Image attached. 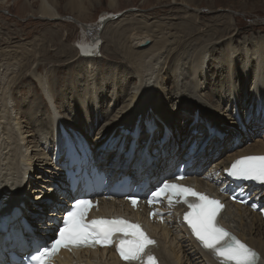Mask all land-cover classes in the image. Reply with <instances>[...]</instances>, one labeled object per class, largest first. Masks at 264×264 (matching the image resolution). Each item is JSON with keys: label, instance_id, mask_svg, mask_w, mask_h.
<instances>
[{"label": "bare ground", "instance_id": "obj_1", "mask_svg": "<svg viewBox=\"0 0 264 264\" xmlns=\"http://www.w3.org/2000/svg\"><path fill=\"white\" fill-rule=\"evenodd\" d=\"M1 1L2 3L6 2L5 0ZM40 1L41 3L38 12L41 15L39 17L45 18L47 20H56L55 18H58V15L60 14L56 1ZM115 1L116 0H109L111 5H114L116 3ZM180 2L183 8L195 6L193 8L195 10L193 13L196 16L199 15L198 13L200 6L198 4L193 5L192 0H181ZM68 6L72 11L74 10L82 12V10L85 11L86 9L82 3V0H69ZM109 17L110 16L104 17L102 20H100L99 24L97 23L98 25H96V27H98V31L101 30L103 27L102 24L107 21ZM221 17L223 18L214 22V24H207L203 26H196V23L189 18L177 25H171L169 23H158L152 27H149V25V28L146 27V30H143L141 27H134L133 25L127 35L119 34L117 36L118 45L116 49L118 48L119 52H123V60H125L123 62L129 64L132 68L131 73L129 74L131 77L128 76L129 79H127L130 82H127V84L122 83V88H124V85L125 88L131 85V78H135L137 82L129 89V91L134 89L133 96L129 97V101L126 102L120 108V110L117 109V106L125 98L121 97L123 96L122 90L118 92L119 94L117 93V95L114 96L115 91L112 88L113 92L110 93L112 96L111 100H113V98L115 100L113 112L118 110L116 112L117 116L114 115L108 125L105 123L104 126L101 127L102 130H100L96 136H93L95 124L99 123L100 121L102 122L105 116V111L102 109V107H104L102 105L104 104V101L102 104L100 103L99 108L94 107V110L91 112H89L87 108L94 102L99 103L103 100L104 97H99V94L98 97L101 99L100 101L95 95L91 97L93 99L92 102L87 101L86 106L80 105L81 108H78L77 112H72V117L70 116L72 120L64 119V115L67 113L64 112V114V109L61 107L58 109V107L55 105L53 113L47 119L46 124L41 128L33 129L34 132L29 134V137L32 135L39 136L43 134V127L47 128L49 129L47 130L49 135L44 139V141L42 137H40V140L38 141H33V139H27V137L24 138L23 136H19L22 135V123L29 121L26 120L27 118H25V121L24 118L19 115L21 110H16V107H14L16 105L12 98L11 92L18 86L22 78H26V76H23L22 78L20 76L19 78L21 79L17 77L18 68L21 69V75L24 73L23 68L27 66L31 68L33 61L35 62L37 60L36 58L38 50L35 47L36 45H32L34 46V49H32L30 45H23L21 43L19 46L13 47L11 49H8L10 48L9 46L8 48L0 47V167L5 169L4 172H1L0 174V193L8 195L21 190L18 186V182L20 183V175L23 176L25 174L20 166V162H22V160L29 161L31 158L35 159L36 157H39L40 159H43V163H40L41 166L38 168L51 166V164L54 163L57 165L58 171L63 170L61 164L66 161V155L57 153L53 159L46 158L48 157L46 148L50 142V137L54 135L55 130L59 127V125H64L66 131L69 128V134L78 132L75 139L80 144H84L85 140H90L91 142L97 144L99 148L105 149L108 147L107 149H111V147H109L112 146L111 141L105 142V140L109 138V134L112 136L114 135V132L112 133V129L115 130L122 127L121 130H116V134L121 136L120 141L124 139L127 141V143H129L128 139H130L131 136L130 134L125 133L126 130L124 128L128 124H136L138 126L142 119H146L149 122L152 121L151 124H156L158 126L156 129L157 132H155L153 137H151V134L143 136L139 135V140L144 138L145 141L149 140L150 146H154L151 144V141L156 140L158 130L161 131L163 129V125H167L170 131L173 128L175 130V126L176 128L178 127L177 123L174 121L173 114L167 112V109L165 108V103L167 102L162 100L166 99L165 97H167L169 92L175 94L177 99L176 102L183 103L186 101L184 103V107L178 108L188 109L186 111L184 109L182 112L184 117L189 116L187 121L185 120L186 124L184 126V135H188L187 139L189 138V135H192L191 141L196 140L199 144V142H201V136L199 133L205 134L203 137L206 139L208 133H211L217 126L216 122L219 120L214 116V113L220 115V112L219 108L216 109L215 106H220V102L222 101L221 99H215V95L205 96L207 98V101H205V97H203L204 94H201V91H203V87L201 85V76L202 79L206 81L207 75L209 73L207 70V62H205L206 56L208 55V51L211 52L212 50L215 52L217 50V45L225 41L227 42L226 47L228 53L230 50L232 51L230 56H233L234 58L235 54H237V51L234 47V40L238 33L235 32L236 29L234 28V22L228 13H225ZM90 28L91 27H87L88 32L92 30ZM138 28L141 29L139 30ZM93 29H96L95 26ZM256 43H260L259 45H261V47H256V49L251 53V57L254 53L252 58L248 57L252 60V62L256 61V65L252 67V70L254 69L253 72L255 74H253L257 78V81H255L253 85L257 92L256 95H254L256 98L255 104L257 103V110L253 101L252 110L249 108L248 114L249 116L253 115V113L258 114L255 120L249 122L250 125L247 127V129H250V133H248L250 135H253L255 132H259L260 128H264V39H258V42ZM90 45H93L95 48L97 44L94 42V44L89 43V46ZM197 58H200V60L197 61ZM248 58L247 62L249 63L250 60ZM88 66L89 64H87L85 67L87 68ZM38 67L39 66H37V68ZM166 68L168 70V74H166V76L169 75L167 78L170 79V85L168 88H164V85H162L163 81H166V79L163 78L162 71ZM90 72V69L88 72L85 71V75L87 73L91 74ZM202 73L205 74L204 77ZM81 77L84 76L80 75L79 78ZM94 80L96 79L94 78ZM38 81L41 87H46V82L43 80V78L38 77ZM244 81H247V76L245 77ZM167 83L168 82L166 81V84ZM86 90L87 88L85 89V92ZM208 93L212 94L211 92ZM252 97L253 93H248L246 101L248 98L252 99ZM155 100H157L159 103L158 106L155 105ZM168 101L171 103L173 100L171 101V99H168ZM143 102L145 103L142 106H139ZM208 103H211L213 106H208ZM251 104L248 103L249 106ZM232 105L234 106V103ZM238 105L240 106L239 103ZM144 106H149L154 110L149 108L148 110H144L141 113ZM176 107L177 106L174 108ZM104 109L109 111V107ZM112 109L110 107L111 112ZM155 109L159 110V112H156ZM134 111V115L129 117V115H132ZM227 111H230V109ZM192 113L194 115L198 114L197 116L199 117H208L207 115L211 116L210 118L208 117V122L206 123L203 122L204 120L201 118H198V121L191 123L194 119ZM143 114H147V117L144 118ZM230 115L232 120L238 124L242 123L244 115L239 114L236 109V105L234 106L233 113ZM55 117H59V119ZM247 118L248 117L246 116V119ZM128 119L131 120L129 121ZM223 121L225 120H222V123ZM162 122H165V124ZM235 122H229V125H236ZM194 128L198 129L197 134L193 133L192 130ZM236 133L241 132L236 131ZM80 134H82L84 138L81 137ZM252 135L251 138L252 140L256 141L255 143L247 144V140H241L240 138V140L237 139L236 144L231 146L224 147L222 146L223 142L220 146L219 142H216L215 144L218 148L212 147L207 149L204 147V149L198 153V157H201L200 161L202 166L199 174L200 176L188 177L183 182H181V184L192 187L196 191L205 193L209 197L221 201V203L224 205V208L219 216L220 223L230 231L237 234L244 242L256 248V250L261 253L259 264H264V217L259 212L252 209L250 205H243L231 199V195L237 192L238 189L242 188L245 190V192L251 194L253 203H256L259 208H264V183L253 181L251 184H244L243 186L239 187L227 171L231 164H233V162L239 158L246 156H264V140L259 138L254 139ZM59 140L60 143L63 144V141L61 139ZM33 142L35 144H33ZM40 142H42L43 145L40 146ZM24 143H26V146ZM104 143L107 144L105 148L102 147ZM244 144L247 145L244 146ZM27 148L32 149L31 154L26 151ZM154 148L158 149V152L154 154L155 160L152 164L140 162L142 172L155 173L159 168L162 167L161 164L164 161V154L172 155V159H174L176 156L179 158L181 157L180 152L182 151V148H178V146L175 145L170 146L169 142L167 141L162 147L157 144L154 146ZM102 149H98L96 153L97 159L101 164L106 165L109 170H114L118 165H122V157L119 156L115 167L108 166V163H105L104 160L110 154L114 155L115 151L112 148V150L109 151V154H104L105 152H103ZM80 150L83 152V156L85 158L91 157V154H89L88 151L84 150L82 147H80ZM140 152H143V150ZM215 154L217 155L216 160H214V157L216 156ZM33 165L36 166V164ZM31 171L34 172L35 170ZM27 172L28 171H26V175ZM37 176L41 177L40 174ZM57 176L61 175H56V178ZM91 176L95 177V174H91ZM64 178L65 177H63L59 184L55 181L57 190L56 195H58V198H53L50 201L62 202L61 193L59 190L63 188L62 182L65 181ZM49 179H51L50 176H44L40 183L37 182L38 186L34 187V182H26L29 184L28 197L29 201H32L30 204H32L33 208L36 209H29V212L34 210L33 213H28V215L24 216L19 213L21 209L16 210L11 214H6L2 219H0V246L18 243V237L20 236L22 241L30 238L29 235L34 230L35 222H38L37 217L39 214L45 213L44 209L46 208L43 201H40L41 203L36 205L34 199L38 197L42 189L46 188L47 182L50 181ZM34 180L36 181V179ZM23 182H25V179ZM136 183H139V181H136ZM226 189L228 191L225 193ZM77 191V187L74 189L71 188L67 191L66 196L71 199ZM15 194L17 197V193ZM42 194L43 191L41 192V198L43 197ZM95 200L96 201L93 204L94 206L89 210V219L120 217L129 221L130 223L141 225L142 230L149 236V238L156 242L155 245L150 246L148 250L155 257L158 264L183 263L182 261L184 260L181 261V255H179L181 252V247L184 248L183 257L185 258L186 262H189L190 264H220L216 257H214L209 251L205 250L200 245L199 241L192 233L190 227L184 221V214L188 212V207L186 204L176 203L169 207L167 198H164L160 203L153 205H149L146 201H140L135 206L124 198L106 199L100 196L95 198ZM23 205L24 206L22 208L26 209V203H23ZM51 207L52 206L49 207L48 213L50 215L53 214L50 212ZM0 208H5V205H2ZM3 210L5 211V209ZM152 210L153 213L155 212L157 215L153 216L151 213ZM17 215L19 216L17 217ZM14 216H16L18 221L17 225L11 226L10 228L8 227L6 230L7 232L2 231V228L5 227V224H9L10 220H13ZM25 219L29 220L30 222L25 221ZM19 253L20 261L18 264H24L25 257L31 255L29 250H23ZM4 264H12L10 257H6ZM52 264H129V262L121 258L119 252L117 251L116 244H114L111 248L104 247L98 248L97 250L91 247L76 252L61 250Z\"/></svg>", "mask_w": 264, "mask_h": 264}, {"label": "rangeland", "instance_id": "obj_2", "mask_svg": "<svg viewBox=\"0 0 264 264\" xmlns=\"http://www.w3.org/2000/svg\"><path fill=\"white\" fill-rule=\"evenodd\" d=\"M5 1L6 2L2 3L0 0V47L8 48L9 46L10 48L8 49H11L19 46L21 43L23 45H30L32 49H34V46L32 45H36L35 47L38 50L37 60L35 59L36 61H33L31 68L28 66L23 68L24 73L22 75L21 69L18 68L17 77L19 78L21 76L22 78L23 76H26V78H22L20 83L18 82V86L11 92L16 105L14 107H16V110H21L19 115L22 116L24 120L27 118L26 120L29 121L22 123V135L19 136L33 139V141L40 140V137L44 138L43 130H49L44 127L42 129V135H32L29 137V134L34 132L33 129L41 128L46 124L47 119L53 113L55 105L58 109L61 107L65 110H63V113L65 112L67 114L64 113V119L68 120L71 119L73 113L77 112L78 108H81L80 105L86 106L87 101L92 102L93 99L91 97L95 95L99 101L101 100L99 97L104 98L99 103L94 102L91 104L87 110L91 112L94 110V107L99 108L100 103L102 104L104 101V104H102L104 107H102V109L105 111L103 121L95 124V132L93 131V136H96L97 133L102 130L101 127L104 126L105 123L108 125L113 116H117L116 112L129 101V97L133 96L134 89L131 91H129V89L137 82L135 78H131V85L127 88H125L124 85V88H122V83L127 84V82H130L127 79L131 77L129 74L131 73L132 68L129 64L123 62L125 61L123 60V52H119L118 48L116 49L118 45L117 36L119 34L127 35L133 25L134 27H141L143 30H146L158 23L177 25L186 21L188 18L193 20L196 23V26L214 24V22L223 18L221 17L222 15L228 13L234 22V28L236 29L235 32L238 33L234 40V47L237 54H235L234 58L233 56H230L232 51L230 50L228 53L226 47L227 42L225 41L217 45V50L215 52L212 50L211 52L208 51V55L206 56L205 62H207V70L209 73L206 81H204L201 76V85L203 87L201 94H204L203 97L207 95H215V99H221L222 101L220 102V106H215L216 109L219 108L220 112V115L214 113V116L219 120L216 122L217 126L211 133H208L206 139L209 138V140L203 142V145L207 149L212 147L218 148L215 143L219 142V145L221 146L223 142L222 146L227 147L236 144L237 139L240 140V138L241 140H247V144L256 142L255 140H252V134H248L250 133V129H247L250 125L249 122L255 120L258 115L253 113V115L249 116L248 114V109L251 108L252 110L253 101L255 104L256 98L254 95L257 93L253 86L254 82L257 81V78L254 76V69L252 70V67L256 65V61L252 62L249 58L254 56V53L252 54V57L250 55L256 47H261V45H259L260 43H256L258 42V39H264V0H192L193 5L198 4L200 6L199 15L197 16L193 13L195 11L193 9L195 6L183 8L182 4H180L181 0H116L114 5H111L109 0H82L83 5L86 7L85 11L82 10V12L70 10L68 6L69 0H55L60 14L54 21L39 17L41 15L38 12L41 3L40 0ZM108 16L110 17L102 24L103 27L101 30L98 31L96 25L99 24L102 18ZM86 26L91 27L90 29L92 30L88 32ZM94 26L97 30L93 29ZM141 28L138 29L140 30ZM92 41L97 44L95 48L93 45L89 46V43L94 44ZM247 58L250 60L249 63L247 62ZM198 60H200V58H197V61ZM87 64H89V66L86 68L85 66ZM37 66L39 67L37 68ZM89 69L91 70V74L87 73L85 75V71L88 72ZM166 74H168L167 68L162 71L163 78L168 82L166 84V81H163L162 85H164V88H168L170 85V79L167 78L169 75L166 76ZM80 75L84 77L79 78ZM202 75L204 77L205 74L202 73ZM246 76L247 81H244ZM38 77L43 78L46 82H44L46 87H41ZM94 78L96 80H94ZM86 88L87 90L85 92ZM112 88L115 91L114 96L122 90L123 96L121 97L125 98L117 106L118 110L114 112L115 100L114 98L111 100L112 96L110 94L113 92ZM208 92H211L212 94H209ZM248 93H253V97L252 99L248 98L246 101ZM161 96L163 97L162 94ZM165 98L166 99H162L167 102L165 103V108L167 109V112L173 114L174 121L178 125L177 128L175 126V130L174 128L171 130V135L167 142H169L170 146L175 145L178 146V148L183 149L184 143H188L189 139L191 140L192 138V135H189L188 139V135H184L185 120L187 121L189 116L184 117L182 112L184 109L185 111L188 109L178 108L184 107L186 101L183 103L176 102L177 99L175 94L170 92ZM168 99L173 101L170 103ZM205 101H207L206 97ZM145 102L141 103L139 106H142ZM233 103L234 106L236 105L239 114L244 115L242 123L240 124L231 119L230 114L233 113L234 109V106L232 105ZM248 103H252L250 105L251 107ZM158 104L157 100H155V105L158 106ZM207 105L213 106L211 103H208ZM255 105L257 110V103ZM175 106L177 107L174 108ZM106 107H109V111L104 109ZM110 107L111 109L113 108V113L111 112ZM149 108L151 107L144 106L141 113ZM229 109L230 111H227ZM135 111L132 115H129V117L133 116ZM155 111L159 112L157 109H155ZM192 116L194 117L195 115L192 113ZM207 116L210 118L211 115ZM246 116L248 117L247 119ZM143 117L146 118L147 114H143ZM208 117L198 116V118L203 119V122L205 123L208 122ZM222 120L225 121L222 123ZM148 122V120L142 119L138 126L136 124H128L129 126L127 125L124 129L130 131L135 127L136 130L138 128V130L141 131V136L147 135L149 134L146 132V124ZM229 122H235L237 126L229 125ZM121 128L115 130L112 129V133L114 132L112 138L114 140H111V144L115 141L117 135L116 132L121 130ZM164 128L165 125H163L161 131L158 130V133H163ZM68 129L66 131L67 133H69ZM236 131L241 133H236ZM155 132H157V130ZM155 132L153 135L151 134V137L154 136ZM167 133L168 132H166V134ZM45 134H49V132L46 131ZM263 134L264 128H260L259 132L253 133L252 137L254 139L259 138L264 140ZM80 135L84 138L82 134ZM203 135L205 134H200L201 142L203 139L204 141L206 140ZM117 136L118 139H121L120 135ZM155 141H151V144L154 145ZM25 144L26 143H24V145ZM33 144L35 143L33 142ZM247 144H244V146ZM41 145H43L42 142H40V146ZM107 148L108 147L105 149H99H102L103 152H105L104 154H109V151L112 149ZM26 151L31 154L32 149L27 148ZM214 158V160H216L217 155ZM32 161L35 163L37 162V164L41 163L38 157L35 159L33 158ZM20 164L22 171L25 174L23 176L20 175V183L18 182V186L20 189L22 187L24 190L27 189L26 195L21 198L20 193H17V197L15 196L16 192L8 195L0 193V207L5 205V208H0V219L6 214H11L16 210H22V207L24 206L23 203H26V209L21 211L23 216L28 215V213H33L34 210L29 212V209H36L30 204L32 201H29L28 197L29 184L26 182H34L33 187L38 186V183L42 180H37L41 179L42 174L37 172L30 178L31 174L34 173L31 171L34 167L29 166L28 161L25 160H22ZM26 166H28L27 175L25 172ZM39 166L41 165H38L37 167ZM49 167H51L52 170L46 172L45 176H50L51 179L47 182V186L43 189L44 191L42 194V201L45 203L46 207L44 209L45 214L49 213V204L47 201H50L53 198H58V195H56L57 190L55 181L59 184L64 177L63 170L58 171L57 165L52 163ZM4 170L3 167H0V174L1 172H4ZM39 174L41 177L37 176ZM58 174L61 176H57L56 178V175ZM24 179L25 182H23ZM34 179H36V181ZM17 203H20L19 207H14ZM3 209H5V211ZM25 221L29 220L25 219ZM36 224L37 222H35V225ZM183 249L184 248L181 247V252L179 253V255H181V261L184 260L181 264H190L189 262H186L183 257Z\"/></svg>", "mask_w": 264, "mask_h": 264}, {"label": "snow or ice", "instance_id": "obj_3", "mask_svg": "<svg viewBox=\"0 0 264 264\" xmlns=\"http://www.w3.org/2000/svg\"><path fill=\"white\" fill-rule=\"evenodd\" d=\"M227 171L234 177L264 183V156L239 158ZM151 195L149 204L158 202L162 196L167 197L169 207L176 203L186 204L189 211L184 214V221L202 247L210 251L220 264H259V254L218 223V215L224 208L221 201L192 187L168 182ZM131 202L134 206L138 203L136 198H132ZM93 206L90 200H78L63 218L57 237L31 257L34 264H51L62 248L107 247L114 243L121 258L129 264H157L148 250L156 242L149 238L141 225L123 218L89 221L87 214Z\"/></svg>", "mask_w": 264, "mask_h": 264}, {"label": "clouds", "instance_id": "obj_4", "mask_svg": "<svg viewBox=\"0 0 264 264\" xmlns=\"http://www.w3.org/2000/svg\"><path fill=\"white\" fill-rule=\"evenodd\" d=\"M179 116H180V115H179ZM55 118L59 119V117H55ZM162 123L165 124V122H162ZM59 126H61V125H59ZM165 126H167V125H165ZM157 127H158V126H157ZM58 128H59V127H58ZM58 128H57V129H58ZM57 129H56V130H57ZM56 130H55V131H56ZM46 131H47V130H45V129L43 130L44 134H45ZM45 136H47V134H45ZM193 141H195V140H193ZM191 142H192V141L189 139L188 143L185 142V144H189V143H191ZM57 144H60V143H57ZM29 153H30V152H29ZM106 163H108V161H106ZM100 165H102V164L100 163ZM95 201H96V200H95ZM95 201H94V202H95ZM93 204H94V203H93ZM243 205H244V204H243Z\"/></svg>", "mask_w": 264, "mask_h": 264}]
</instances>
